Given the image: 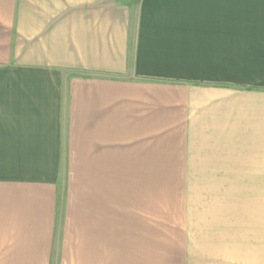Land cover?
Returning a JSON list of instances; mask_svg holds the SVG:
<instances>
[{
    "label": "crops",
    "instance_id": "crops-1",
    "mask_svg": "<svg viewBox=\"0 0 264 264\" xmlns=\"http://www.w3.org/2000/svg\"><path fill=\"white\" fill-rule=\"evenodd\" d=\"M188 120L264 175V0H0V264H51L61 189Z\"/></svg>",
    "mask_w": 264,
    "mask_h": 264
},
{
    "label": "rangeland",
    "instance_id": "rangeland-1",
    "mask_svg": "<svg viewBox=\"0 0 264 264\" xmlns=\"http://www.w3.org/2000/svg\"><path fill=\"white\" fill-rule=\"evenodd\" d=\"M186 124L121 158L93 206L61 189L51 264H264V175Z\"/></svg>",
    "mask_w": 264,
    "mask_h": 264
}]
</instances>
